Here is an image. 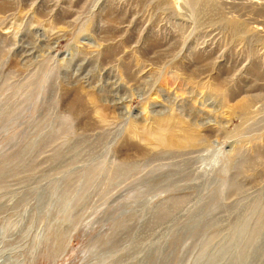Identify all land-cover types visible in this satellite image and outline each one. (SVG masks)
I'll return each instance as SVG.
<instances>
[{"label":"rangeland","instance_id":"rangeland-1","mask_svg":"<svg viewBox=\"0 0 264 264\" xmlns=\"http://www.w3.org/2000/svg\"><path fill=\"white\" fill-rule=\"evenodd\" d=\"M239 228L262 240L264 0H0V264H196Z\"/></svg>","mask_w":264,"mask_h":264},{"label":"bare ground","instance_id":"bare-ground-1","mask_svg":"<svg viewBox=\"0 0 264 264\" xmlns=\"http://www.w3.org/2000/svg\"><path fill=\"white\" fill-rule=\"evenodd\" d=\"M106 50V49H105ZM160 130V129H159ZM167 132V131H166ZM165 132V133H166ZM160 133V132H159ZM170 134V133H169ZM176 134V133H175ZM163 135V134H162ZM171 135H172V133H171ZM185 135H187V134H185ZM159 136H160V134H159ZM159 136H157V137H159ZM169 136V138L171 137L170 135H168ZM175 136H177V135H175ZM183 137H184V133H183ZM187 137H189V136H187ZM186 137V138H187ZM166 138H167V136H166ZM172 138V137H171ZM154 139V138H153ZM162 138L160 137V140L159 141H161L162 142V144H166V145H171L172 143H174V142H172V140H169V141H166L165 142V140H161ZM182 139V138H181ZM191 139V138H190ZM167 140V139H166ZM182 141V140H181ZM180 141V142H181ZM185 141V140H184ZM183 141V142H184ZM187 141V140H186ZM168 142V143H167ZM176 142V141H175ZM176 143H178V140H177V142ZM159 145H161V144H159ZM176 145V144H175ZM179 146V145H178ZM183 146V145H182ZM184 146H185V144H184ZM183 146V147H184ZM168 147V146H167ZM170 147H172V146H170ZM179 148H181V147H179ZM199 209V208H198ZM202 209V208H201ZM234 209V208H233ZM235 210V209H234ZM195 212V211H194ZM197 214V213H196ZM244 216V215H243ZM245 217V216H244ZM193 218V217H192ZM238 219V218H237ZM237 219H235V221L237 220ZM240 219V218H239ZM211 220V219H210ZM242 221V219L240 220V222ZM245 221V220H244ZM211 222V221H210ZM238 222H239V220H238ZM236 223V222H235ZM231 224V223H230ZM246 224V223H245ZM232 225H233V223H232ZM235 225V224H234ZM242 225H244V224H242V222H241V226ZM247 225V224H246ZM245 225V226H246ZM204 227V226H203ZM244 227V226H243ZM247 227V226H246ZM261 227V226H260ZM245 228V227H244ZM243 228V229H244ZM231 229V228H230ZM241 228H239L237 231L236 230H234L233 232H232V230L230 231V233L231 234H229L228 236H227V240L225 241V242H227L226 244L225 243H223L222 244V246H218L219 248H214L213 250H211V253H209V255H207L206 256V258H205V260H203L202 261V258H199V253L197 254V257H196V259L194 260V262L196 263V264H210L211 263V259L213 258L214 260H213V262H216L217 264H220V262H222V261H224V264H264V263H261V261L263 260L262 259V256H264V245H262L261 243H262V241H264V232H263V234L261 235V237H262V240H260L259 239V242L257 241H255V237L254 236H256V235H254L253 236V239H252V241L248 238L247 240H246V246L243 248V249H241L240 251H236V249L238 248V243H237V241H238V239H240L242 236V231L241 230H243V229H241ZM246 229V228H245ZM253 230V229H252ZM252 230H251V232H252ZM259 231H261V230H255L253 233H259V235H260V233L261 232H259ZM250 232V231H249ZM245 234V233H244ZM252 235V234H251ZM258 235V236H259ZM237 236V237H236ZM245 236V235H244ZM257 236V237H258ZM210 237V236H209ZM247 238V237H246ZM221 239V238H220ZM236 240V241H235ZM253 241L255 242V243H253ZM236 242V244H234V248H235V253H233L232 255H234V254H236L235 255V257H236V259H234V261L232 260V259H230L229 257H227L231 252H230V250L232 249V244L233 243H235ZM240 244V243H239ZM254 244V245H253ZM254 250V251H253ZM229 252V253H228ZM249 252H252L254 255H252V256H250V254H249ZM243 255H246L245 257H243ZM203 256V255H202ZM233 257V256H232ZM196 260H197V262H196Z\"/></svg>","mask_w":264,"mask_h":264}]
</instances>
